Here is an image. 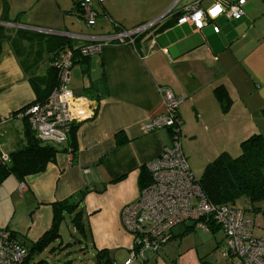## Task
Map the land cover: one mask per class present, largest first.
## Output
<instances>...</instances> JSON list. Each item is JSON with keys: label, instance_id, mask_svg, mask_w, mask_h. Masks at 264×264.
<instances>
[{"label": "crops", "instance_id": "obj_1", "mask_svg": "<svg viewBox=\"0 0 264 264\" xmlns=\"http://www.w3.org/2000/svg\"><path fill=\"white\" fill-rule=\"evenodd\" d=\"M79 1L0 0V26L10 37L0 44V118L6 117L0 121V151L8 156L26 144L28 129L37 137L19 110L48 92L52 57L92 37L162 19L133 43L113 41L97 53L74 54L69 87L78 97L74 111H82L71 123L77 124L75 151L66 139L42 172L23 180L9 175L0 190L10 198L17 194L27 210L44 208L48 214L53 203L87 188L79 208L93 253L106 249L115 264H124L131 236L123 229L121 210L139 194L141 167L170 143L166 129H144L149 118L164 112L161 89L182 98L180 144L190 169V161L206 165L221 152L236 156L242 140L264 136V0H246L241 16L220 15L200 30L176 22L194 0H96L92 26L82 18ZM199 1L204 8L213 2ZM216 88L226 96L218 98ZM192 224L175 226L159 251L130 264H231L222 254L223 233L220 240L215 236L221 229L212 233ZM257 225L256 236L264 235V223ZM217 248L222 263L211 255Z\"/></svg>", "mask_w": 264, "mask_h": 264}, {"label": "built area", "instance_id": "obj_2", "mask_svg": "<svg viewBox=\"0 0 264 264\" xmlns=\"http://www.w3.org/2000/svg\"><path fill=\"white\" fill-rule=\"evenodd\" d=\"M111 0H99L105 2ZM180 0H176L175 4ZM246 0H213L208 7L194 0L185 6L177 18L178 24L189 23L200 30L220 15L234 19L243 14ZM219 6L221 11L213 18L212 12ZM79 12L87 26L95 23L96 12L91 0H80ZM201 16L202 27L194 17ZM162 16L135 29L109 35L92 37L91 42L74 49H63L51 65L56 70V83L41 102L28 105L20 112L28 118L37 138L42 142L60 145L67 139L70 124L80 120L82 111H74L73 102L78 99L69 87L70 68L75 52L91 55L113 41L134 42V37L159 22ZM164 112L149 118L146 132L166 129L170 143L153 160L145 164L150 177L148 184L139 189L137 198L123 206L121 223L131 236L130 256L124 264L143 262L147 253H155L171 238V230L187 221L197 229L208 230V222L218 225L224 235L222 254L231 264H264V235L254 234L255 223L241 209L229 205L215 206L204 195L198 177H195L180 144L178 107L182 98L170 89L160 90ZM6 117H1L3 122ZM9 156L0 151V163ZM23 185L20 184V188ZM27 246L14 238L9 230L0 228V264H30Z\"/></svg>", "mask_w": 264, "mask_h": 264}, {"label": "trees", "instance_id": "obj_3", "mask_svg": "<svg viewBox=\"0 0 264 264\" xmlns=\"http://www.w3.org/2000/svg\"><path fill=\"white\" fill-rule=\"evenodd\" d=\"M6 12L7 6L4 5L3 16L1 18L3 21L7 20ZM18 32L22 31H16V33ZM7 38L10 37L5 34V30L0 26V44ZM56 56L52 57V62ZM51 71H53L54 78L48 92L30 104L43 101L50 93L56 83V70L52 65ZM90 91V89H85L84 93L89 94ZM215 93L220 99L226 96L225 92L220 88H216ZM103 94H105V91ZM27 106L20 109L19 112L23 111ZM178 125L179 127L181 125L180 119ZM76 128L77 124H70L68 129L67 140L69 141L71 152H74L76 149ZM61 150L63 148L60 145L42 142L28 129L26 144L20 149L10 152L8 161L0 163V185L9 175H14L18 180H23L27 175L42 172ZM149 181L150 177L147 169L145 166L141 167L138 177L139 188L148 184ZM198 182L207 200L215 206L229 205L239 208L243 212L264 213V136L254 133L242 140L240 142V152L236 156H231L227 152H221L216 158L205 165L201 175L198 177ZM88 191L85 188L79 191L75 197L76 199L69 197L52 204L51 227L33 243L32 249H28V259H30L32 250H39L49 241L59 237L58 224L63 219L65 213L71 216V222L80 235L86 237L82 219L83 210L79 208V203ZM241 198H244L246 203L242 207H237L236 202ZM192 227H194V224H192ZM218 229L220 227L213 221L208 222V231L214 233ZM10 233L16 238L12 231ZM94 262L95 264H115L114 258L106 249L95 251Z\"/></svg>", "mask_w": 264, "mask_h": 264}, {"label": "rangeland", "instance_id": "obj_4", "mask_svg": "<svg viewBox=\"0 0 264 264\" xmlns=\"http://www.w3.org/2000/svg\"><path fill=\"white\" fill-rule=\"evenodd\" d=\"M130 1H138L139 3L141 0ZM93 2L94 9L98 8L96 0H93ZM189 163L194 176L199 177L205 164L195 165L196 163H192L191 161ZM11 179L13 178L6 179L4 184L9 185L10 181H13ZM245 203L246 200L241 198L236 202V206L242 207ZM45 212L46 210L44 208H39L38 212L35 210H27L25 208V201H21L17 194H13L10 198L3 193V190H0V228L12 231L16 238L23 242L28 249H32L33 243L51 227V207L49 208L48 214H45ZM245 214L247 217L255 220L256 227L259 226L257 223H264V217L261 214L256 215L249 211H246ZM186 223H189V221ZM58 233V238L49 241L39 250L34 249L31 251L30 264H95L94 253L91 248L89 236H87L88 234H86L87 237L85 238L80 235L71 222L70 215L66 213L63 215V219L58 224ZM254 234L259 235V229H254ZM215 236L217 240L223 237L222 232H218ZM211 255L215 256L219 262H223L224 258L222 257L221 249L217 248L211 251Z\"/></svg>", "mask_w": 264, "mask_h": 264}, {"label": "clouds", "instance_id": "obj_5", "mask_svg": "<svg viewBox=\"0 0 264 264\" xmlns=\"http://www.w3.org/2000/svg\"><path fill=\"white\" fill-rule=\"evenodd\" d=\"M215 10H218L217 13L221 11V9H220L219 6H217V7L215 8ZM212 16H213V18H215L216 14L214 15L213 12H212ZM194 20H195V22H196V24H197L198 27H202V26H203V24H202V22H201V16H200V15H196V16L194 17Z\"/></svg>", "mask_w": 264, "mask_h": 264}, {"label": "snow or ice", "instance_id": "obj_6", "mask_svg": "<svg viewBox=\"0 0 264 264\" xmlns=\"http://www.w3.org/2000/svg\"><path fill=\"white\" fill-rule=\"evenodd\" d=\"M217 11H218V10H214V11H213V14H214V15L217 14Z\"/></svg>", "mask_w": 264, "mask_h": 264}]
</instances>
